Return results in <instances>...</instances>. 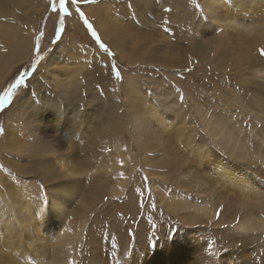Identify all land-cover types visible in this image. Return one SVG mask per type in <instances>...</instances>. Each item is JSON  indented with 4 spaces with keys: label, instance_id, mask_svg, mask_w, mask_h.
<instances>
[{
    "label": "rangeland",
    "instance_id": "1",
    "mask_svg": "<svg viewBox=\"0 0 264 264\" xmlns=\"http://www.w3.org/2000/svg\"><path fill=\"white\" fill-rule=\"evenodd\" d=\"M34 1L0 0L14 8L10 12L11 24L19 21L16 32L24 38L31 31L27 57L18 55L14 34L2 46L0 63V92L18 74L28 73L11 106L0 110V178L6 180H0V209L16 223L18 239L14 234L12 248L21 256L23 248H29L35 264L42 256L40 264H264V223L255 231L238 230L250 217L234 211L236 198L216 182L214 168L218 162L231 161V168L249 172L246 175L261 186L264 182V4L255 8L247 0L248 10L234 16L218 2L207 6L210 12L200 11L198 4L211 0H82L81 9L92 23L87 6L105 3V10L112 11V16L102 14V35L93 23L116 54L106 53L108 72L102 79L93 72V52L88 53L104 50L81 17L73 13L82 26L78 35L70 34L75 32L70 25L73 16L65 19V31L69 29L65 46L74 43L79 49L70 48L67 59L70 51L65 55L57 50L67 34L55 42L59 14L52 11V0L35 2L45 7L34 17L35 24L27 20ZM23 21L33 28H20ZM38 37L44 57L39 63ZM113 64L121 72L119 79ZM128 76L130 85L125 83ZM41 81L48 90L35 95ZM142 88L156 102L178 98L175 102L181 108L160 107L171 119L168 129L178 132L172 139L161 142L164 134L152 132L145 133L151 136L147 142L139 143L140 115L133 116L127 98ZM183 117L190 119L187 128L193 126L188 135L179 128ZM95 139L98 142L91 143ZM200 143L212 148V159L197 158L193 150ZM14 181L32 196V207L44 213L43 226L38 214L23 222L12 213L18 204H7L5 198L13 192ZM63 190L70 191L65 200H55L59 211L53 213V199ZM220 204L225 206L217 220ZM51 213L57 231L48 238ZM27 226L33 227L35 242L19 233ZM5 230L2 225L0 238L7 239ZM65 234L67 239L61 242ZM37 244L47 246L39 250ZM10 256L0 264H12Z\"/></svg>",
    "mask_w": 264,
    "mask_h": 264
},
{
    "label": "bare ground",
    "instance_id": "2",
    "mask_svg": "<svg viewBox=\"0 0 264 264\" xmlns=\"http://www.w3.org/2000/svg\"><path fill=\"white\" fill-rule=\"evenodd\" d=\"M5 1V0H4ZM18 1V0H17ZM44 1V0H43ZM212 2H209L206 4V1H204V9L206 11H208V7H212L214 6L215 2H218L222 5V7H224L228 13L230 14H233L234 16L236 15H241L243 14L245 11H247L248 9L246 8V1L247 0H231L230 2H228V0H211ZM252 3H253V6L255 8L259 7V6H262L264 4V0H250ZM36 1H34L32 3V9L29 10V13H27V20H29V22H32L34 23L35 22V16L37 15L38 11H41L40 13L42 14V11L45 10V7L41 8V6L39 4H35ZM10 3V2H9ZM6 4H7V1H6ZM14 4V3H12ZM44 4V3H43ZM105 3H100V4H95V5H90V6H87L85 8L86 12L92 17V21L93 23L95 24V26L99 29L101 35H102V32L105 31V27L101 24V20H102V14L103 13H106L107 15L109 16H112V11L111 10H105ZM10 6V5H9ZM107 6V5H106ZM33 8L35 9L34 12H32ZM11 9H14V8H10V7H6L3 2H0V63L1 61L3 60V54H4V51H3V48L2 46L4 44L7 43V36H13L14 34H16V39L19 41V44H18V47H17V53L19 56H22L23 58H26L28 53H29V49H30V46H29V43H30V36H31V31H28L25 33V37L23 38L21 36V32H16V25L19 21L17 22H13V24H11V22L13 21V15H14V12L11 13ZM14 11V10H13ZM31 11V12H30ZM210 12V10L208 11ZM39 13V14H40ZM39 16V15H38ZM96 18H98V21H96ZM215 20L217 21V23L219 24V21L218 19L214 16ZM38 19V17H37ZM7 22H9L10 24H7ZM35 24V23H34ZM72 26V28L74 29L75 32H72L70 33L71 35L73 34H77L81 29H82V26H81V23L79 21L78 18H76L75 16H73V19H72V23L70 24ZM220 25V24H219ZM245 26V25H243ZM20 28H27V29H32L31 26L29 25L28 22H25L23 21L20 25H19ZM35 27V26H34ZM67 31H69V29H66ZM65 31V33L67 34L68 32ZM85 34V33H83ZM34 35V33H33ZM69 34H67L65 36V38L62 40V42L60 43V45L58 46L57 50H62V54L65 53V55H67L68 51H70V55H69V58L67 59H71V49H73V47H76L74 46V43H71L70 44V48H68V46L66 45L65 46V42L67 40V37H68ZM78 35V34H77ZM257 35H262V34H257ZM71 37V36H70ZM77 37V36H76ZM82 37V36H81ZM86 38V36H85ZM105 38V37H104ZM76 39V38H75ZM70 40V39H69ZM83 40V39H81ZM71 42V41H70ZM80 43V42H79ZM84 43V42H83ZM81 45V44H80ZM84 46V45H83ZM81 45V47H83ZM80 47V46H79ZM113 47V46H111ZM197 48V45L195 46ZM77 48V47H76ZM84 48V47H83ZM69 49V50H68ZM78 49V48H77ZM85 49V48H84ZM84 49L82 51H84ZM96 49V48H95ZM99 49V48H98ZM79 50V49H78ZM204 51V50H203ZM91 52H93L94 54V57L92 58L93 59V65H94V71L95 73L98 72L99 75H101L100 77L102 79L105 78L106 74L105 72H108V62H107V56H106V53L105 52H102L101 50H99L98 52L96 51H90L88 54H90ZM87 53V51H86ZM69 54V53H68ZM52 55V54H51ZM89 56V55H88ZM50 59V57L45 61V65L47 64L48 60ZM2 65V64H1ZM72 68V67H71ZM83 71V70H82ZM86 71H83L81 74H85ZM37 74V72H36ZM35 77V76H34ZM78 77H81V76H78ZM1 78V76H0ZM37 79V77L33 80V82ZM99 80V79H98ZM1 81V80H0ZM103 82V81H102ZM45 83V82H44ZM126 84L130 85V76H128V79L126 80L125 82ZM51 84V83H50ZM164 85V83H163ZM58 86V85H57ZM61 86V85H60ZM107 85H104L102 88H106ZM48 86H46L45 84H42V81L39 83L38 82V85H37V88L35 89L34 93L35 95L36 94H40L42 93L43 90H45L47 92ZM135 87L139 88V84H136ZM167 91V90H166ZM156 94V93H154ZM34 95V96H35ZM33 96V97H34ZM153 97V96H152ZM159 97V96H158ZM41 98V97H40ZM39 98V99H40ZM148 95H146L143 91V88L141 90H136V92L133 93L132 96L128 97L127 99L130 100V106L131 108L133 109V113L134 115L133 116H137L140 115V117H138L136 120L140 121L139 123V136H138V141L139 143H142L144 144V141L147 142L148 141V138L151 137V136H145V133L146 134H151L152 132H161L163 133L164 137L161 139V142L162 140H166L167 139H172L173 137H175L178 132L176 131H170L169 127L171 126V123L169 122V119L168 120V116L165 115L164 116V113L162 111V108L160 107H164V108H181V106H179L176 102H175V99L177 97H175L173 100L172 99H162V98H159V101L156 102L157 100L155 98H150L151 100L148 99ZM63 101L66 100L65 97L62 98ZM81 99H82V96H81ZM155 99V100H153ZM178 100V98H177ZM109 104V103H108ZM108 106V105H107ZM113 106V105H112ZM111 109H113L111 107ZM170 110V109H169ZM117 112V111H116ZM113 113V112H112ZM181 113V111L179 112V114ZM182 114V113H181ZM175 116V115H174ZM115 117V116H114ZM171 117V116H170ZM179 117V116H178ZM100 118H102V120L104 119L102 115H100ZM173 119V118H172ZM116 120V119H115ZM120 120V119H119ZM177 120V119H176ZM188 120L187 117H183L182 119V123L184 124L183 126H179V128L181 130H185L186 132H184L183 135H188V128H192L193 126V122L191 121V123H193L192 127H188L187 128V123L186 121ZM190 120V119H189ZM188 120V121H189ZM122 121V120H120ZM179 121V119H178ZM194 121V120H193ZM198 121V120H197ZM175 123V122H174ZM120 125V123H118ZM28 125V124H27ZM81 125V124H80ZM195 125V124H194ZM197 126V124H196ZM198 127V126H197ZM108 128V124L106 126L105 129ZM169 128V129H168ZM195 130H196V127H194ZM199 129V127H198ZM192 130V129H191ZM200 130V129H199ZM193 131V130H192ZM196 132V131H195ZM100 133L103 134V131H101ZM143 133V134H142ZM166 133V135H165ZM157 133H155L154 135H156ZM159 134V133H158ZM192 134V133H191ZM160 135V134H159ZM35 137V136H34ZM40 137V136H39ZM190 137L191 136H188L187 139H188V143L190 141ZM227 137V136H226ZM102 138V137H101ZM178 138V137H177ZM225 138V137H223ZM34 139V138H33ZM151 139V138H150ZM156 139V138H155ZM99 139H95L94 142H91V143H96L98 142ZM144 140V141H143ZM153 140V139H152ZM36 141V140H35ZM156 141V140H155ZM179 141V140H178ZM183 141V140H182ZM185 141V140H184ZM206 141V140H205ZM176 143V142H175ZM178 143V142H177ZM176 143V144H177ZM165 144V143H164ZM171 144V143H170ZM173 144V143H172ZM171 144V145H172ZM193 145H195V143H192ZM175 145V144H174ZM178 145V144H177ZM180 145V144H179ZM184 146V144H183ZM180 147V146H179ZM183 148V147H182ZM38 149V148H37ZM162 149V148H160ZM192 149V147H191ZM158 150V149H156ZM164 150V149H163ZM176 150V149H175ZM174 150V151H175ZM210 150H212V148H210L208 146V144H198L196 149L193 150L194 151V154L197 155V158L200 160V161H204V160H209V158L212 159V157L214 156H210ZM214 150V149H213ZM121 151V150H120ZM181 151V150H180ZM164 152V151H163ZM166 152V151H165ZM160 154V153H159ZM169 154V152H168ZM166 153V155L164 154V157H168V162L171 163V161L173 160H170V157ZM174 154V153H173ZM213 154V153H212ZM175 155V154H174ZM181 155V154H180ZM161 156V155H160ZM210 156V157H209ZM178 158V157H177ZM181 158V157H179ZM218 158V157H217ZM216 158V159H217ZM172 159V158H171ZM187 159V158H185ZM193 159V158H192ZM220 159V158H219ZM224 159V158H223ZM105 160V158L103 159ZM184 160V159H183ZM189 160V159H188ZM187 160V161H188ZM215 160V158H214ZM226 160V159H225ZM190 161V160H189ZM196 161V160H195ZM221 161V160H220ZM233 161V160H232ZM176 162V161H174ZM198 162V160H197ZM196 162V163H197ZM216 162V161H215ZM231 162V161H229ZM229 162H218L215 164L214 168H215V179L217 180L216 182L219 183H223L221 184L220 186L223 187V189L226 191L225 194H231L230 198L231 197H235L236 199H233L235 201H233L234 203L232 204L233 207H234V211L236 212H239V213H242L241 216L245 217V216H248L250 217L248 220H246L245 222H242L240 223L241 225H238V226H244V227H247V228H251V229H255V227L259 226L260 224L264 223V219L261 218V214L264 215V201H262L259 197V194L260 193H264V189L262 188L263 187V184L262 186L260 185V183L258 184L257 182V179L255 177H250L246 174L248 173H241L240 171H236V169H233L230 167V165H228ZM235 162V161H234ZM188 163V162H187ZM177 164V163H176ZM204 163H202L203 165ZM231 164V163H230ZM233 164V163H232ZM178 165V164H177ZM205 165H206V162H205ZM209 165V164H208ZM240 165V164H239ZM212 166V165H211ZM238 166V164H237ZM186 167V166H185ZM189 167V165H187V168ZM191 167V166H190ZM194 168H196L195 166H193ZM183 168V167H182ZM239 168V167H238ZM241 168V167H240ZM243 168V167H242ZM191 169V168H190ZM203 169V168H202ZM247 169V168H246ZM257 169V168H256ZM38 170V169H37ZM68 170H71V169H68ZM74 170H80V169H73V173H74ZM194 170V169H193ZM244 170V169H243ZM40 171V170H38ZM190 171V170H189ZM245 171V170H244ZM42 172V171H40ZM24 173V172H23ZM71 173V172H70ZM202 173V172H201ZM199 172V174H201ZM205 173V172H204ZM214 173V172H213ZM29 174V173H27ZM198 174V175H199ZM207 174V173H206ZM211 174V173H210ZM49 175H52V173H48V176ZM197 175V176H198ZM213 175V174H212ZM70 176V175H69ZM214 176V175H213ZM255 176V175H254ZM200 178L201 175L199 176ZM259 177V176H258ZM205 177H203V180ZM1 181H6L4 177L0 178ZM260 180V179H259ZM200 181V180H198ZM210 182V181H209ZM262 182V181H261ZM228 184L227 186L224 185V184ZM14 188H12V193L9 194L5 200L7 202V204L9 202L10 205L14 204H18V209H10V211L13 212L12 213H15L17 215H19V220L20 221H23V222H26L27 219L35 216V214H38L39 215V224L40 226H43L44 225V222H45V219L42 217L44 215V213L42 212H38L34 207H32V204H30L29 202H34L32 196L28 193V191L26 190L25 186L23 184H17V181H14ZM207 185V184H206ZM213 185V184H211ZM205 186V185H204ZM216 186V185H215ZM207 187V186H206ZM209 187V186H208ZM6 188V187H5ZM210 188V187H209ZM207 189V188H206ZM220 189V188H218ZM222 189V188H221ZM222 189V190H223ZM212 190V189H210ZM223 190V191H224ZM66 191H70V190H63L61 192V194L59 195L58 198H55L53 199V204H54V208H53V213L54 212H57L59 211V204L57 201H55L56 199H64L65 200V193ZM236 192H239V193H236ZM235 193V194H234ZM215 195V193H213ZM234 194V196H232ZM237 194V195H236ZM240 194V196H239ZM213 195V196H214ZM217 195V194H216ZM222 195V194H221ZM54 196H58V194H55ZM218 196V195H217ZM217 196H214V197H217ZM209 197V196H208ZM220 197V196H219ZM228 196L226 195V198ZM212 197H210L211 199ZM216 199V198H215ZM222 199V198H221ZM229 200V198H227ZM213 200V198H212ZM223 200V199H222ZM228 200H226L224 198L223 201H226L228 203ZM213 202V201H212ZM215 203V202H214ZM217 203V202H216ZM230 203V202H229ZM232 203V202H231ZM221 205V204H220ZM224 205V204H223ZM225 206V205H224ZM228 206V205H227ZM36 207H40L39 204L36 205ZM227 209V208H225ZM231 211V210H230ZM6 212V211H5ZM4 211H2L0 209V220L2 221V224L0 223V229H1V226L3 225L6 230V238L4 237H1L0 238V245L2 247H0V260L7 257V254H11V256L9 257L10 259V262L12 264H16V263H19V264H31V262H33L35 264V260L34 258H32L31 254L29 252H27V249L23 248V250H26L24 253H23V256H21L15 249L12 248V246L14 245L13 243V236L14 234H16V238L18 239V232H17V229H16V223L12 221V218L10 217V215H7ZM226 213V211H225ZM237 215V213H235ZM227 215V214H226ZM230 216V215H229ZM226 217V216H225ZM228 217V216H227ZM49 227H50V230L47 232V237H49L48 233H54L55 231H57V228H56V225H53L55 223V219H54V215L51 213L50 214V217H49ZM53 225V226H51ZM33 229V227L31 226H27V227H24V228H21L19 230V233H23L25 238L27 240H30L32 241L33 240V237L31 236V230ZM47 229H45V232H42L40 234L39 237H41V240L43 239L45 233H46ZM53 238L55 236H52ZM68 237V234H65L61 237L60 241H64L65 239H67ZM51 238V239H53ZM32 242H35V241H32ZM31 242V243H32ZM7 244V245H6ZM5 245V246H4ZM22 247H24L25 245L24 244H21ZM32 245V244H31ZM37 248H39V250H43L45 249V246L47 245H40V244H37ZM31 249V248H30ZM32 250H30L31 252ZM43 257V256H42ZM42 257H39L40 259V262L39 264L41 263V261L43 260ZM169 257V256H168ZM23 258V260H21ZM16 259H20L19 262H17ZM230 260V259H228ZM226 262V261H225ZM224 262V263H225ZM231 262V261H229Z\"/></svg>",
    "mask_w": 264,
    "mask_h": 264
},
{
    "label": "snow or ice",
    "instance_id": "3",
    "mask_svg": "<svg viewBox=\"0 0 264 264\" xmlns=\"http://www.w3.org/2000/svg\"><path fill=\"white\" fill-rule=\"evenodd\" d=\"M81 3H82V0H52L51 2L52 11L54 13L59 14L58 21H57L55 42L59 43L60 40L62 39V35L65 32V28H66L65 19L68 17H72L73 13L75 12L76 15L81 17L83 24L86 26V29L90 31L92 37H94L95 40L99 42V46L103 48L104 52L108 53L112 57H115L116 54L114 52H111L108 45L105 44L101 40L99 34L97 33L96 29L93 26V23L89 21L85 13L82 11ZM61 4L63 5V7H61ZM198 7L200 8V11L205 10L204 5L198 4ZM168 11H171V9H168ZM41 36H43V33H41ZM35 51H36V56H37V63H39V61L44 59V57L40 55V38L39 37L37 38V41H36ZM261 54L264 55V48L261 49ZM112 67H113V70L115 71L116 77L118 79L121 78V72L116 67V65L113 64ZM27 74L28 73L26 71L21 72L15 78L14 82L9 83L6 86V89L3 92H0V110H3L5 105L11 106V104L14 102V96L16 95L17 90L20 89L22 86H25L26 84L25 76ZM0 131H2V129H0ZM41 186L43 187V185ZM259 197L262 201H264V193H260ZM105 199H107V197H105ZM222 210H223V205H221L220 209H218L215 213L217 220L220 219ZM239 219L240 218H237V223H239ZM221 227L229 228V225H221ZM238 230L247 231V232L255 231V229H249L247 227L241 228ZM261 231H264V229H262Z\"/></svg>",
    "mask_w": 264,
    "mask_h": 264
},
{
    "label": "trees",
    "instance_id": "4",
    "mask_svg": "<svg viewBox=\"0 0 264 264\" xmlns=\"http://www.w3.org/2000/svg\"><path fill=\"white\" fill-rule=\"evenodd\" d=\"M28 68V67H27ZM26 69V68H25ZM30 71H32V70H30Z\"/></svg>",
    "mask_w": 264,
    "mask_h": 264
}]
</instances>
